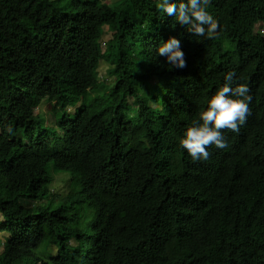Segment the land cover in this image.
Listing matches in <instances>:
<instances>
[{
    "label": "trees",
    "instance_id": "1",
    "mask_svg": "<svg viewBox=\"0 0 264 264\" xmlns=\"http://www.w3.org/2000/svg\"><path fill=\"white\" fill-rule=\"evenodd\" d=\"M59 1L0 0V264H264V0H210L213 39L157 0ZM229 73L246 122L193 161L179 139Z\"/></svg>",
    "mask_w": 264,
    "mask_h": 264
},
{
    "label": "clouds",
    "instance_id": "2",
    "mask_svg": "<svg viewBox=\"0 0 264 264\" xmlns=\"http://www.w3.org/2000/svg\"><path fill=\"white\" fill-rule=\"evenodd\" d=\"M104 1V0H102ZM210 0H157L156 9L161 13L174 16L181 25L187 26V31L194 36L213 39L219 34L220 25L207 10ZM157 52L166 57L168 63L176 68L186 67V60L180 47V41L170 36L162 42ZM233 74L225 76L226 83L219 87L211 96H205L198 112V118L193 119L186 127L179 145L187 151L193 161L208 160V148H226V137L223 130L239 132L250 111L251 96L246 84L240 83L232 87ZM11 131V129H8Z\"/></svg>",
    "mask_w": 264,
    "mask_h": 264
},
{
    "label": "rangeland",
    "instance_id": "3",
    "mask_svg": "<svg viewBox=\"0 0 264 264\" xmlns=\"http://www.w3.org/2000/svg\"><path fill=\"white\" fill-rule=\"evenodd\" d=\"M104 1H110L111 2L113 0H104ZM59 3L66 4L67 1L62 0V1H59ZM105 37L108 39L110 37V34H107ZM111 66L112 65L106 61H102L100 63V65H99V78L101 79L100 86H99V88L91 91V93L93 95L105 92L109 88L111 83L113 82L114 76L110 75L108 72V70L111 68ZM68 110L73 112L74 107L70 106L68 108ZM36 112H37V114H39L37 116L39 118H43L45 122H48L49 120L53 119L52 111L50 109V104L47 101H45L39 108H36ZM60 174H64V173H60ZM64 176L65 175H63V176L62 175H55V182H60V184L59 183H56V185L53 184L57 190H61V191L64 190V188L62 187V182H61V178ZM1 221H2V215L0 213V222ZM6 236H7V233L5 231H0V240L3 241ZM2 248H3V245H1L0 250ZM51 251L55 253V248L51 247Z\"/></svg>",
    "mask_w": 264,
    "mask_h": 264
}]
</instances>
